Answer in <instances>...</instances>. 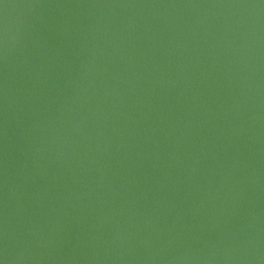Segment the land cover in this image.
I'll list each match as a JSON object with an SVG mask.
<instances>
[{
  "label": "water",
  "instance_id": "95a60500",
  "mask_svg": "<svg viewBox=\"0 0 264 264\" xmlns=\"http://www.w3.org/2000/svg\"><path fill=\"white\" fill-rule=\"evenodd\" d=\"M0 264H264V0H0Z\"/></svg>",
  "mask_w": 264,
  "mask_h": 264
}]
</instances>
